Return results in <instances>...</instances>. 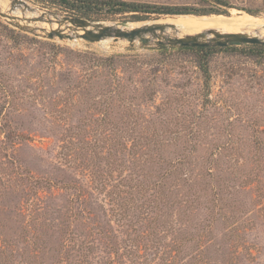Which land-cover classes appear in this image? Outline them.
<instances>
[{"label": "rangeland", "instance_id": "1", "mask_svg": "<svg viewBox=\"0 0 264 264\" xmlns=\"http://www.w3.org/2000/svg\"><path fill=\"white\" fill-rule=\"evenodd\" d=\"M25 1L0 0L26 18L0 16V264H264V57L217 50L206 83L193 53L153 40L48 38V10L67 14ZM227 1L97 19L258 29L264 0Z\"/></svg>", "mask_w": 264, "mask_h": 264}, {"label": "water", "instance_id": "2", "mask_svg": "<svg viewBox=\"0 0 264 264\" xmlns=\"http://www.w3.org/2000/svg\"><path fill=\"white\" fill-rule=\"evenodd\" d=\"M12 4L19 2L22 3L27 8L31 7L25 0H11ZM49 14L53 16L54 21L58 24L56 28H50L45 30L48 38L54 36L58 38L70 39L72 35L65 33L61 29L75 30V36L84 38L88 41L94 42L99 41L107 37L117 39H124L129 42L136 40L142 43H148L153 40L158 44V46H227V45H251V44H262L264 45V39L251 35L247 32H230L221 31L216 29H207L203 31H198L195 33H186L181 36L176 35L177 33H166V27H173L172 24L167 23H147L144 25L136 26L127 29L128 23L131 21L121 19L119 21H101L97 18L92 17H79L72 15H59L56 12L49 11ZM46 14V13H45ZM187 13L181 14H170V15H186ZM221 14V13H220ZM48 13L45 15L47 16ZM200 15V14H196ZM202 14L200 16H203ZM208 15V14H206ZM211 15V14H210ZM218 15V14H216ZM0 16L7 19L8 21L25 28L22 20L25 17H19L18 15H12L5 12L0 7ZM44 17V14H42ZM30 29V27H27ZM77 29L82 30V33L76 31Z\"/></svg>", "mask_w": 264, "mask_h": 264}, {"label": "trees", "instance_id": "3", "mask_svg": "<svg viewBox=\"0 0 264 264\" xmlns=\"http://www.w3.org/2000/svg\"><path fill=\"white\" fill-rule=\"evenodd\" d=\"M47 4L58 8L60 11L65 12L67 15L79 16V17H92L97 18L99 16L106 15H117L124 12L132 13H143L146 15L156 13V14H228L226 9H222L220 6L231 7L227 0H211L217 6H212L209 8L196 9L187 6H162L154 5L148 3L139 2H126L122 0H41ZM247 12H251L247 9ZM142 15H134V17L139 18ZM15 35L18 36L19 31H13ZM161 53H170L173 51L179 52H191L197 57V66L200 69L205 81L207 83L209 77V66L208 58L217 50H237L243 52L246 55L264 57V45L251 44L242 46H226V47H216V46H158Z\"/></svg>", "mask_w": 264, "mask_h": 264}, {"label": "bare ground", "instance_id": "4", "mask_svg": "<svg viewBox=\"0 0 264 264\" xmlns=\"http://www.w3.org/2000/svg\"><path fill=\"white\" fill-rule=\"evenodd\" d=\"M5 1H8L10 2V0H5ZM1 7V6H0ZM2 9V7H1ZM4 9V8H3ZM2 9V10H3ZM6 10V9H5ZM28 11V10H27ZM237 15V14H236ZM210 17H213V16H210ZM45 18V17H44ZM193 18V17H192ZM251 18V17H250ZM252 19V18H251ZM174 20V19H173ZM167 19L163 18V19H159L157 21H151V22H148V23H164L166 22L167 23ZM181 21V20H180ZM211 21L210 23L208 22H204L206 23L207 25L210 24L211 25H218L219 26H226L228 27L229 29H232L230 30V32H237V31H241V32H247V33H250L251 35H259V36H262L264 35V20H259L257 21L255 24L258 25V29H252V30H245L244 28H242L243 26H246V25H254V22L253 21H249L248 18H246L245 16H236L235 18H211ZM144 22V21H143ZM44 23V22H43ZM53 23H56L54 20H52L51 18H48L46 17L45 18V27H49V28H54L56 26H54ZM169 23V22H168ZM167 23V24H168ZM179 23V22H178ZM144 24H147V23H133V22H130L128 23L127 25V29L129 28H132V27H136V26H140V25H144ZM173 25V27L176 28V22L173 21L171 23ZM189 24V23H188ZM202 24V23H201ZM196 25V24H195ZM217 27V26H215ZM253 27V26H252ZM167 28V27H166ZM220 28V27H219ZM170 29V28H169ZM207 29H216V30H220L218 28H211L209 26H205V27H202V28H198L194 31H199V30H207ZM69 30V29H68ZM221 31H224V30H221ZM257 32V33H256ZM253 33V34H252ZM260 33H262V35H260Z\"/></svg>", "mask_w": 264, "mask_h": 264}]
</instances>
